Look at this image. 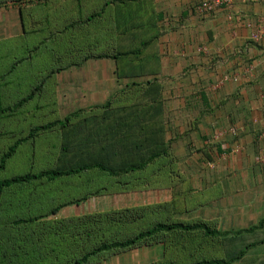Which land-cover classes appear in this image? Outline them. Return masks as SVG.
I'll return each mask as SVG.
<instances>
[{
  "label": "crops",
  "instance_id": "crops-1",
  "mask_svg": "<svg viewBox=\"0 0 264 264\" xmlns=\"http://www.w3.org/2000/svg\"><path fill=\"white\" fill-rule=\"evenodd\" d=\"M198 1L129 0L121 9L137 26L126 34L116 28L126 16L108 7V46L135 40L138 53L96 60L110 66L104 75L112 85L122 77L160 101L155 125L162 128L149 131L167 144L169 158L139 181L154 190L153 201L224 231L247 229L264 217V162L256 161L264 152V0H232L212 13H199ZM18 15L20 35L19 7ZM231 73L237 81L220 83ZM135 251L124 263L146 264L148 251Z\"/></svg>",
  "mask_w": 264,
  "mask_h": 264
},
{
  "label": "rangeland",
  "instance_id": "rangeland-1",
  "mask_svg": "<svg viewBox=\"0 0 264 264\" xmlns=\"http://www.w3.org/2000/svg\"><path fill=\"white\" fill-rule=\"evenodd\" d=\"M18 16V4L7 1L0 5V38L21 32ZM59 48L56 46L55 59L50 61L49 83L17 112L0 116V154L16 138L27 135L36 124L64 118L80 109L81 114L71 123L102 113L106 116L107 103L115 107L136 100V95L131 98L130 87L123 85L121 77L116 76L112 85L111 78L104 75L110 66L96 60L100 58L71 64L78 62V35L74 47L68 51L65 46L61 47V52ZM4 96H7L6 104L14 102L15 96L11 93ZM77 145L78 138L67 136L60 128L42 132L34 143L28 141L19 147L7 168L0 172V178L28 170L65 168L97 160L80 157L94 153L88 150L92 145L85 150H80L83 147L77 150ZM123 178L93 169L51 182L43 180L23 187L15 186L1 193L0 264H65L97 242L128 235L155 221L205 222L191 218L180 206L173 207L171 213L168 206L155 203L152 199L154 190L126 189L125 186L137 184L123 185ZM148 196H151L150 200ZM61 203L67 204L58 213L49 214ZM128 208L133 212H125ZM36 215L43 217L33 223H14L19 218ZM207 223L219 229L218 222ZM231 231L232 235L217 238L205 237L201 231L163 233L150 244L118 251L88 264H128L124 263L125 259L138 257V250H135L143 248L148 251L146 264L214 257L227 259L248 243L264 239V228L239 235L235 234L237 230ZM153 248H160L161 253ZM62 251L77 254L68 257L56 253ZM234 264H264V243L250 248L246 256Z\"/></svg>",
  "mask_w": 264,
  "mask_h": 264
},
{
  "label": "trees",
  "instance_id": "trees-1",
  "mask_svg": "<svg viewBox=\"0 0 264 264\" xmlns=\"http://www.w3.org/2000/svg\"><path fill=\"white\" fill-rule=\"evenodd\" d=\"M7 1L18 4L23 32L20 35L0 38L1 117L14 114L22 106L34 100L40 88H44L49 83L50 61L52 58L55 59L54 53L58 50L56 46L60 47V52L61 47L64 46L68 51L67 49L76 44L77 35L78 62H73L72 65L81 63L87 58H114L118 61L123 56L138 53L135 40L114 47L108 46L110 34L107 32L105 21L108 7L114 5L118 18L124 17L126 14L121 8L129 5V0H0V5ZM136 26L137 23L132 19L131 14H128L124 21L118 22L116 28L120 34H126V31L130 32ZM120 40L123 41V37ZM124 40L127 41L128 38ZM132 86H138V84L132 83ZM128 90L129 92L133 90L130 92L131 98L132 95H136V100L116 108L107 103L106 116L102 113L94 118H78L75 123H71L81 114L80 109L69 113L64 118H56L32 126L27 135L16 138L1 152L0 172L7 168L22 144L28 141L34 143L40 133L54 128H60L67 136L78 138V145L75 146L77 150L82 147L80 150H85L88 145H92L88 150H93L94 153L80 157L97 158V160L85 161L77 166L65 168L48 167L38 171L28 170L0 178V194L15 186L23 187L43 180L51 182L93 169L110 176L124 177L123 185L137 184L125 186L126 189H144L149 186L139 183L140 179H143L142 176H147L146 171L149 168L169 158L167 144L163 141L157 142L156 134L149 131L150 129L155 131L157 127L162 128L161 125H155L158 118L155 104L160 101L149 92L140 94L138 88L130 87ZM8 92L15 96L12 104H6L7 96L5 97L4 94L7 95ZM133 180L135 182H132ZM65 204L67 203L56 205L49 214L58 213ZM160 206L163 207L162 204ZM125 212H133V210L128 208ZM41 217L43 216L19 218L14 223H33ZM263 228L264 217L257 224L247 229L237 230L235 234L252 233ZM195 231H201L205 237L209 238L232 235V231L219 230L211 227L207 222L159 220L128 235L97 242L80 256H74L77 253L67 251L56 253L68 257L74 254L73 260L65 264H88L91 260H102L118 251L150 244L152 239H157L163 233ZM261 243H264V239L250 242L227 259L200 258L191 262L170 260L159 264H234L243 259L250 248Z\"/></svg>",
  "mask_w": 264,
  "mask_h": 264
},
{
  "label": "built area",
  "instance_id": "built-area-1",
  "mask_svg": "<svg viewBox=\"0 0 264 264\" xmlns=\"http://www.w3.org/2000/svg\"><path fill=\"white\" fill-rule=\"evenodd\" d=\"M232 5V0H199L196 4L197 11L199 13H212L215 12L217 9H220L221 7H230ZM262 31L259 32V34ZM260 35L256 34L255 37H259ZM239 75L237 73H231L223 75L220 83L229 81V80H238ZM264 99V96H262ZM233 134L237 133V129L235 127H232L230 130ZM226 131H222L221 134H224ZM257 162H264V152L258 154L256 156Z\"/></svg>",
  "mask_w": 264,
  "mask_h": 264
}]
</instances>
